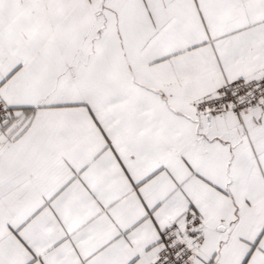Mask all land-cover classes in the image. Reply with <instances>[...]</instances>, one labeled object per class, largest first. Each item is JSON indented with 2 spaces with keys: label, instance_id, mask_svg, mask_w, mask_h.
Here are the masks:
<instances>
[{
  "label": "snow or ice",
  "instance_id": "obj_1",
  "mask_svg": "<svg viewBox=\"0 0 264 264\" xmlns=\"http://www.w3.org/2000/svg\"><path fill=\"white\" fill-rule=\"evenodd\" d=\"M0 264H264V0H0Z\"/></svg>",
  "mask_w": 264,
  "mask_h": 264
}]
</instances>
